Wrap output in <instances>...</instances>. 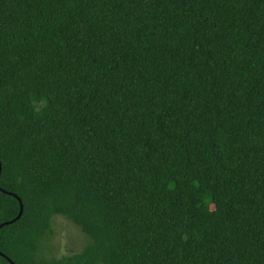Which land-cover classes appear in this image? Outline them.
Returning a JSON list of instances; mask_svg holds the SVG:
<instances>
[{
	"label": "trees",
	"instance_id": "1",
	"mask_svg": "<svg viewBox=\"0 0 264 264\" xmlns=\"http://www.w3.org/2000/svg\"><path fill=\"white\" fill-rule=\"evenodd\" d=\"M0 163L15 264H264V0H0Z\"/></svg>",
	"mask_w": 264,
	"mask_h": 264
},
{
	"label": "rangeland",
	"instance_id": "2",
	"mask_svg": "<svg viewBox=\"0 0 264 264\" xmlns=\"http://www.w3.org/2000/svg\"><path fill=\"white\" fill-rule=\"evenodd\" d=\"M52 227L54 230L52 237L49 241L47 239L44 241L47 256L61 257L71 252H79L85 242L86 244L90 242L89 237L78 226L63 217L54 218Z\"/></svg>",
	"mask_w": 264,
	"mask_h": 264
},
{
	"label": "water",
	"instance_id": "3",
	"mask_svg": "<svg viewBox=\"0 0 264 264\" xmlns=\"http://www.w3.org/2000/svg\"><path fill=\"white\" fill-rule=\"evenodd\" d=\"M0 172H1V163H0ZM4 192H5V191H4ZM18 200H19V202H20V210H19L18 215H17L14 219H12V220H10V221H7V222H4V223L0 224V227H2V226L5 225V224L12 223V222H14V221H16L17 219L20 218V216L22 215V212H23V204H22V201H21L20 198H18ZM0 255L3 256V257H5L6 259H8L12 264H15V263L12 262L11 259H9V258H8L5 254H3L2 252H0Z\"/></svg>",
	"mask_w": 264,
	"mask_h": 264
}]
</instances>
